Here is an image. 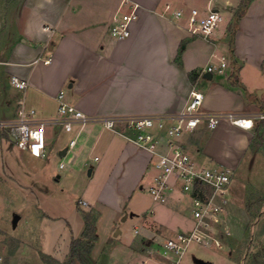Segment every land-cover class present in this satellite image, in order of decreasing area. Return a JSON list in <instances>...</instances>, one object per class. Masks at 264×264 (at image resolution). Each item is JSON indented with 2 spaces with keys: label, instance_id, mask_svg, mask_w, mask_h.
<instances>
[{
  "label": "crops",
  "instance_id": "crops-1",
  "mask_svg": "<svg viewBox=\"0 0 264 264\" xmlns=\"http://www.w3.org/2000/svg\"><path fill=\"white\" fill-rule=\"evenodd\" d=\"M239 3L0 0V76L4 79L0 83V120H17L21 106L35 110L36 119L56 118L60 92H64L65 101L93 118L82 128L76 125L73 132L59 124H48L45 155L36 157L23 149L21 157L45 160L53 156L71 172L89 174L91 170L87 188L90 199L83 197L88 206L98 214L100 205L109 200L122 206L144 188V182H150V186L153 183L154 155L127 138L125 120L113 130L105 125L104 118L175 115L186 107L196 88L204 94L203 112L253 118L254 126L243 128L229 119L219 120L214 126L204 121L184 134V148L201 165L247 172L246 164L253 155L259 157L256 148L264 142V119L258 118L264 113V0H253L240 18L232 52L228 23ZM134 5L138 6L139 17L131 25L130 36L114 38L111 27ZM191 8L202 13L210 9L223 12L224 21L212 37L193 34L187 16L174 15L176 10L188 14ZM221 56L228 62L224 72H206L208 65ZM47 58L49 62H45ZM209 73L211 77L206 75ZM14 75L27 80L28 86L20 89L12 85ZM75 137V146L62 153ZM3 140L10 146L15 143L11 132L0 128V142ZM257 167V182L263 184L264 164ZM233 197L231 181V203ZM162 204V214L156 219L165 228L176 232L192 228L194 222L180 215L189 211L193 219L187 197L177 192ZM124 213L123 207L120 215ZM145 231L162 239L157 231ZM125 246L135 251L132 241Z\"/></svg>",
  "mask_w": 264,
  "mask_h": 264
},
{
  "label": "rangeland",
  "instance_id": "rangeland-1",
  "mask_svg": "<svg viewBox=\"0 0 264 264\" xmlns=\"http://www.w3.org/2000/svg\"><path fill=\"white\" fill-rule=\"evenodd\" d=\"M232 23L233 19L228 23L229 40ZM3 80L0 76V83ZM23 149L17 142L13 146L0 142V264H64L72 239L85 231L82 213L90 212L91 207L81 206L79 200L90 199L87 188L92 177L84 171L59 169L58 158L53 156L25 160L20 155ZM256 149L263 157L264 142ZM254 156L246 164L247 172L240 168L232 177L234 199L232 203L229 200L226 222L214 234L220 245L213 239L193 243L179 264H200L199 259L213 264H264V183L259 184L256 177L257 166L264 164V159ZM143 187L122 206L116 200L100 205L98 239L93 241L85 264H137L142 260L173 264L162 256V244L180 231L168 230L156 219L164 204L153 200L150 182H144ZM123 207L125 213L120 215ZM15 214L21 216L16 226ZM185 214L180 215L193 223L189 211ZM148 228L160 233L162 239L144 232ZM117 229L122 233L114 236ZM127 241H132L134 252L126 248Z\"/></svg>",
  "mask_w": 264,
  "mask_h": 264
},
{
  "label": "built area",
  "instance_id": "built-area-1",
  "mask_svg": "<svg viewBox=\"0 0 264 264\" xmlns=\"http://www.w3.org/2000/svg\"><path fill=\"white\" fill-rule=\"evenodd\" d=\"M166 8L170 9L171 6L167 5ZM174 15L176 18L187 16L189 30L206 39L212 37L224 21V14L218 9H210L202 13L198 8H191L188 14L184 10H176ZM138 17V6L134 5L111 27V35L117 39L129 37L131 25ZM49 61L50 58L45 59V62ZM227 64L226 57L221 56L218 62L209 64L205 71L222 73ZM11 83L20 89H25L29 84L27 80L15 75L11 77ZM64 97V92H60L56 118L36 119L35 110L28 111L21 106L17 120H0V128L8 129L15 138V142L33 156H44L48 124H59L65 131L73 132L76 125L82 128L93 119L75 105L65 101ZM203 102L204 94L193 88L188 104L178 114L136 116L123 120L115 117L104 118L105 125L113 130H117L119 121L125 120L127 138L154 155L153 167L156 173L150 186V193L155 202L167 203L177 192L181 197H187L190 202L194 220L192 228L177 232L175 236L167 238L162 244V256L171 259L173 264H179L193 243H207L209 239H213L220 245V241L214 234L219 226L226 222L227 207L230 203L228 190L234 175V169L231 167L199 164L184 148L181 142L182 137L186 132L198 128L204 121L214 126L219 120L229 119L243 128L254 126L253 118L238 116L234 113H205L202 111ZM258 118L264 119V113L259 114ZM76 142V137L69 141L66 153L75 146ZM59 167L65 168V163L61 162ZM79 204L89 205L84 199H80ZM135 232H139L138 228ZM137 264L150 263L149 260H142Z\"/></svg>",
  "mask_w": 264,
  "mask_h": 264
},
{
  "label": "trees",
  "instance_id": "trees-1",
  "mask_svg": "<svg viewBox=\"0 0 264 264\" xmlns=\"http://www.w3.org/2000/svg\"><path fill=\"white\" fill-rule=\"evenodd\" d=\"M253 0H241L237 10L234 12L233 23L230 25V51L233 52L234 35L239 25L240 18L246 13L250 3ZM85 219V231L81 237L73 238L70 243L69 258L64 264H82L87 263V258L91 254L93 248V241L98 239L97 234V220L98 212L91 209L90 212L82 213Z\"/></svg>",
  "mask_w": 264,
  "mask_h": 264
},
{
  "label": "water",
  "instance_id": "water-1",
  "mask_svg": "<svg viewBox=\"0 0 264 264\" xmlns=\"http://www.w3.org/2000/svg\"><path fill=\"white\" fill-rule=\"evenodd\" d=\"M208 77H211L212 76V74H206ZM66 152V150H63V152L62 153H65ZM91 173V170L89 171V174ZM131 215L133 216L134 215V213H131ZM20 218H21V216H20V214H15L14 215V217H13V225L14 226H16L17 224H18V221L20 220ZM120 233V230H118L117 229V231H116V233H115V235H118ZM198 263H200V264H213V263H211V262H208V261H204V260H201V259H199L198 260Z\"/></svg>",
  "mask_w": 264,
  "mask_h": 264
}]
</instances>
